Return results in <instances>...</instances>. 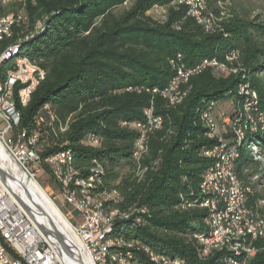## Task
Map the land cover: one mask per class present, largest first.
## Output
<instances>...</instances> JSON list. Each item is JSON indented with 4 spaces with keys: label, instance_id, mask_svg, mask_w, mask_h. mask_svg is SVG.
<instances>
[{
    "label": "trees",
    "instance_id": "trees-1",
    "mask_svg": "<svg viewBox=\"0 0 264 264\" xmlns=\"http://www.w3.org/2000/svg\"><path fill=\"white\" fill-rule=\"evenodd\" d=\"M178 1L13 0L0 5V17L24 11L27 24L2 42L0 54L20 41L18 55L43 70L27 105L22 107L16 97L15 104L17 129L26 136L39 134L35 150L49 183L54 185L44 160L56 153L71 154L78 178L88 179L99 166L102 173L94 176L92 195L115 193L116 201L104 202L105 210L128 213L112 221L110 235L132 244V262L147 264L142 250L147 247L185 264H226L229 254H204L193 238L205 228L206 211L197 206L201 178L211 162L204 152L217 144L207 138L200 119L210 104L215 103L216 113L221 104L230 103L223 114L234 121L245 100L238 91L241 85L256 94L257 112L264 119V25L235 17L220 22V31L207 33ZM220 1L206 0V10ZM127 3V9L116 12ZM155 7L165 10L161 22L148 15ZM230 53L241 54V71L199 72L182 87L185 96L179 104L171 106L152 93L168 86L176 67L189 69L211 58L223 63ZM149 108L161 118L158 129L146 122ZM135 124L147 131L139 158L135 143L140 131L131 128ZM226 139L236 150L235 173L250 187L245 206L264 216V205L258 204L264 200L262 163L247 148L255 147L264 159V128L246 130L240 142L226 129ZM254 247L257 252L248 264H264V237Z\"/></svg>",
    "mask_w": 264,
    "mask_h": 264
},
{
    "label": "bare ground",
    "instance_id": "bare-ground-1",
    "mask_svg": "<svg viewBox=\"0 0 264 264\" xmlns=\"http://www.w3.org/2000/svg\"><path fill=\"white\" fill-rule=\"evenodd\" d=\"M13 0H0V5L5 6L12 2ZM177 4L182 5L186 8L187 17L192 19L196 24L200 25L203 30L207 33H214L220 31L219 23L217 25L213 24L211 16L206 13V0H180ZM17 13H24V11H19ZM17 13L9 14L0 17V25H12L13 28H26L27 19L25 16V22L22 20H15V15ZM41 27V26H40ZM39 29V27H36ZM14 32L5 31L0 36V46L2 42L10 39ZM29 37H25V40ZM14 47L10 52L6 53L8 50ZM20 48V41L14 43L7 47L0 54V66L4 62L8 63L4 71L0 70V122L12 123L11 114L6 111L4 105L6 103V96L8 94L9 83H10V69L15 65H21L27 60V67L31 71H41L37 66H35L26 56L18 55V50ZM6 53V54H5ZM238 59L236 53H230L226 56L225 62H218L212 64V71L217 72L218 75L224 74H235L240 70L238 68L228 69V63H233ZM209 60V59H205ZM205 60L201 61L197 66H194L192 70L180 71V78L173 81L170 91H163V94H159L166 102L171 106L177 105L185 96V91L182 87L187 85L189 79L199 72L205 69H211V63H204ZM6 63V64H7ZM228 65V66H227ZM3 66V65H2ZM234 66V65H233ZM3 70V69H2ZM241 71V70H240ZM179 75V67H176L175 76ZM37 76L35 80V85L37 80L41 78ZM170 83L164 89H168ZM239 94L245 98L243 104L238 109L237 118L226 124V129L229 133L233 134L235 139L240 142L243 138L246 130H263L264 119L261 113L257 112V97L254 92L249 91L246 85L239 86ZM153 92H158L154 90ZM29 100L25 102V106ZM248 103H253L255 112L251 115ZM48 108V115L50 121L54 120L52 113L47 105L44 106V110ZM215 103L209 105V107L201 113V121L203 126L208 129V131L219 130V123H215V120H210V113H214ZM149 109L145 111V115L148 114ZM150 127L155 129L160 128L161 118L154 117L152 115V109L150 108ZM139 124L131 125V128L139 130ZM256 125V126H255ZM255 126V127H254ZM149 128V127H148ZM25 131H21L22 143L25 148H27L33 154H36V162L38 165L41 164L40 154L35 150L36 142H34L32 135L26 136ZM146 127L140 137L135 143L138 145V150H136L135 156L139 158L145 150V135ZM208 139L216 140L217 144L212 148L204 152V156L209 159L210 165L204 171L201 182L199 185V192L201 195L200 201L198 202V207L206 211L205 217V228L204 231L200 233H195L193 235L194 240L203 249L204 254L214 253V252H225L231 257L225 261L226 264H235V254L237 255H247L241 258L239 264H248V261L255 256L257 250L254 247V242L258 239L264 237V216L259 212L253 211L246 208V194L250 192V187L243 183L235 173V159L237 158L236 150L234 146L230 145L228 142L222 144V140H217V137H208ZM95 145L98 143L93 141ZM139 143V144H138ZM250 150V155L253 160L260 161L262 163V179L259 183L264 187V159L258 154L255 147H247ZM230 152V158L226 161L227 156ZM72 157L69 152L63 154V169L69 171V179H77V185H72L69 180H64L63 176H56V172L52 170L51 165H47V159L44 163L49 167L52 179L56 186L62 193H70L71 198L75 201L77 208L81 209L85 213L90 221L91 225H110L105 229L103 242L100 247V257L102 264H142L137 262H132L131 253L126 251H121L116 254H112V249H130L132 244L125 243L122 239L111 237L112 221L118 218H127V212H120L118 210L106 211L104 202L116 201L117 195L115 193L111 194H97L92 195V187L95 188V177L92 176L89 179H82L77 177V173L71 168ZM226 163V164H225ZM95 174H101L102 170L99 166L91 169ZM0 171L3 178L9 183H13L16 196L22 201L25 208L31 214L36 223L40 226L42 231L51 239L58 241L60 243L73 242L69 228L64 216L61 212L55 208V206L50 202V200L44 195L42 190L35 184V181L25 173V171L13 165L11 160L7 157L5 152L0 147ZM258 177L255 176L250 179L251 182H255ZM216 182L219 185H216ZM207 184V186H206ZM259 185V187H261ZM207 187H210V192H208ZM108 198V199H107ZM232 198H238L237 211L235 213H230L229 203ZM263 207L264 200L258 203ZM143 212V211H142ZM229 215V216H228ZM223 217H227V224L231 227H238L239 238L238 241L234 242V234L232 232H224L223 240L218 238V231L222 229ZM62 219V220H61ZM263 228V236H262ZM251 231H253V237L251 238ZM116 241V245H115ZM0 245H3V250L5 252H12V244L10 240H6L2 228L0 227ZM248 248L252 252H248ZM117 249V250H118ZM145 252V249H142ZM59 252L65 259L66 264H73L71 252L67 248H60ZM14 261L17 264H31L28 260L26 254H14ZM147 258L151 264H185L182 261H171L166 259L167 257L160 256L154 252L147 249ZM178 260V259H176ZM85 262V260H83ZM87 264V263H84Z\"/></svg>",
    "mask_w": 264,
    "mask_h": 264
},
{
    "label": "built area",
    "instance_id": "built-area-1",
    "mask_svg": "<svg viewBox=\"0 0 264 264\" xmlns=\"http://www.w3.org/2000/svg\"><path fill=\"white\" fill-rule=\"evenodd\" d=\"M25 15L26 13H17V15H15L14 21L22 20V23H24ZM16 29L18 30L21 28H13V24L0 25V36L5 31L14 32ZM13 48L14 47H11V49L6 53L10 52ZM204 63H211L212 70V64H216L217 61L215 58H211L209 60H205L202 64ZM9 69L10 83L4 107L6 111L11 114L12 123L0 122V141L4 149L14 160L15 164L18 167H21L25 171V173L31 179H33L36 174L41 171V166L36 162V154L30 152L27 148L24 147L22 143L21 129H17V126L19 125L20 115L19 111L16 108L15 97L18 103L22 107H25V102L31 99V94L36 88V77L43 75V70H29V67H27V60H25V63L21 65H15ZM186 70L192 69H183L179 67V75L176 78L170 79V87H168V89H160L158 92L152 93L158 95L163 94V91H170L173 81L180 78V71ZM213 72L217 74V72L220 71ZM15 88L16 96H14ZM248 107L250 108L252 115L255 112L253 103H248ZM45 111L48 112V108ZM145 118L147 124L149 125L151 123L150 108L148 114L145 115ZM210 120H215V123H221V130L208 131V129H206L207 138L217 137V140H222V144L225 141H228V139H226V124L230 123L232 119L228 116H225L217 108L216 113H210ZM39 122H41V119L37 121V124H39ZM138 127L140 134H142L145 126L139 124ZM32 138L34 142H38L39 134L37 131L32 132ZM135 147L136 150H138V145ZM66 152L67 151L59 152L50 157H47V165L52 166V170L56 172V176H63L64 180H69L70 182H72V185H77V179H69V171L63 169V154ZM229 158L230 152L226 158V161ZM99 175L100 174H95L94 171L91 170L88 179L90 181V177ZM216 185H219V183L216 182ZM7 186L8 182L4 178H0V227L2 228L6 240L11 241L12 252H5L3 250V245H0V264H17L14 261V254H26L31 264H66L65 259L59 252V249L53 247L48 242L45 236L38 229L33 218L28 213H26V211L9 193ZM91 187L93 190L92 184ZM207 190L208 192H210V187H207ZM56 192L57 197L62 203V206H69L70 208L66 212L67 218H65V220L67 222L69 232L74 243L80 247L81 256L84 260H87L88 258L91 264H102L100 257V247L103 242L105 229L110 225H91L88 216L83 213L81 209L77 208V205L71 198L70 193H62L61 191ZM237 203L238 198H232L231 202L229 203L230 213H235L237 211ZM224 232H232L234 234V242L238 241L239 229L238 227H231V225H228L227 217H223L222 229L218 231V238L216 239L223 240ZM250 239H254L253 231H251ZM118 250L126 251L129 249ZM248 252H252L250 248H248ZM144 254L147 257V247H145ZM246 255L235 254V264H239L241 258L245 257ZM166 259H170L171 261H179L171 258ZM147 264H151L150 261Z\"/></svg>",
    "mask_w": 264,
    "mask_h": 264
},
{
    "label": "rangeland",
    "instance_id": "rangeland-1",
    "mask_svg": "<svg viewBox=\"0 0 264 264\" xmlns=\"http://www.w3.org/2000/svg\"><path fill=\"white\" fill-rule=\"evenodd\" d=\"M130 3L120 7L116 12H120L124 9L129 7ZM164 13L165 10L155 7L151 11L148 12V15L156 21H163L164 20ZM206 13L211 16L213 20V24L217 25L220 22H227L230 19L238 17L241 20L245 21H255L258 23H262L264 25V0H223L218 3L212 8V10H206ZM255 36L258 33H253ZM260 37V35L256 36ZM261 38H264L261 36ZM242 56L239 54L238 59H236L233 63H228L231 69L241 68L243 67ZM234 65V66H233ZM233 67V68H232ZM232 105L230 103H223L220 105V112L226 113L230 110ZM219 130H221V123L218 124ZM52 177V176H51ZM30 178V177H29ZM35 184L42 190L44 195L50 200V202L57 208L64 218H67L66 212L70 209L69 206L63 207L61 201L57 197V192L60 191L59 188L49 183L47 178V174L44 173L41 169L39 173L33 178ZM264 182V180H263ZM108 199V198H107ZM62 220V219H61Z\"/></svg>",
    "mask_w": 264,
    "mask_h": 264
},
{
    "label": "water",
    "instance_id": "water-1",
    "mask_svg": "<svg viewBox=\"0 0 264 264\" xmlns=\"http://www.w3.org/2000/svg\"><path fill=\"white\" fill-rule=\"evenodd\" d=\"M0 147L1 149L5 152V154L7 155V157L11 160V162L13 163V165H16L14 160L11 158L10 154L4 149L1 141H0ZM0 178H3L2 173L0 171ZM8 191L9 193L12 195V197L19 203V205L26 211V213H28L30 216L31 214L28 212V210L25 208L24 204L22 203V201L16 196V192H15V188L13 183H8ZM32 217V216H31ZM33 218V217H32ZM34 220V219H33ZM35 224L37 225L38 229L41 231V233L45 236V238L48 240V242L55 248H67L72 255V260H73V264H91V262L89 261V259L87 258V260H85V262L83 261V257L81 256V252H80V247L73 243V242H68V243H60L58 241H55L53 239H51L50 237H48L40 228V226L36 223V221L34 220Z\"/></svg>",
    "mask_w": 264,
    "mask_h": 264
}]
</instances>
